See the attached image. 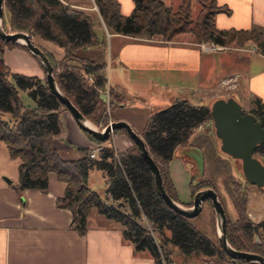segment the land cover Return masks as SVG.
Instances as JSON below:
<instances>
[{"label": "trees", "instance_id": "trees-1", "mask_svg": "<svg viewBox=\"0 0 264 264\" xmlns=\"http://www.w3.org/2000/svg\"><path fill=\"white\" fill-rule=\"evenodd\" d=\"M132 1V10L124 15L118 0H94L96 9L89 11L73 6L69 0H3L2 27L30 35L50 61L59 89L98 127L113 118L118 104L117 94L107 85L106 31L164 41L184 33L196 43L211 41L234 47L253 43L264 55V27H217L216 15L231 13L217 0H195L200 6L195 16L192 0H180L176 7L163 0ZM42 41L58 46L62 55L56 57ZM14 47L29 52L23 44L0 37V141L8 155L19 160L18 179L12 187L20 197L26 188L46 190L48 174L53 172L65 183L63 195L55 203L71 212L70 225L80 235L86 234L88 216L95 210L120 223L123 237L132 242L134 249L149 251L157 263L162 255L174 264L194 263L200 257L226 258L233 264H257L243 258L232 259L220 246L217 236L206 235L190 217L165 203L133 140L129 137L131 144L124 151L114 147L112 136L126 134L123 129H114L103 141L82 129L95 144L79 148L76 157H62L53 140L62 132L60 114L67 109L48 87L44 70L42 76L11 70L3 52ZM20 91H26L30 101L24 102ZM211 102L175 100L158 111L148 112L141 130L137 131L160 170L165 191L186 206L192 204L198 189H215V185L205 176L191 179L189 199L181 201L170 176L169 162L175 148L186 145L200 124H213ZM242 111L252 113L264 128V105L259 98L253 100L251 108ZM95 145L101 147L91 157L89 153ZM263 154L264 142L253 152L262 163ZM92 169L103 171L102 192L88 185ZM245 183L248 182H230L236 219L226 217V239L235 249L264 256V218L256 223L249 218ZM203 203L212 207L210 199Z\"/></svg>", "mask_w": 264, "mask_h": 264}, {"label": "crops", "instance_id": "crops-1", "mask_svg": "<svg viewBox=\"0 0 264 264\" xmlns=\"http://www.w3.org/2000/svg\"><path fill=\"white\" fill-rule=\"evenodd\" d=\"M69 1L86 11L96 9L94 0ZM163 1L173 7L180 2ZM118 2L121 13L129 14L133 1ZM217 2L225 4L231 11L230 14L220 12L216 15L217 27H264V0ZM106 37L107 83L117 94L118 101L111 120L123 119L136 131V120L148 113L142 108L156 98L166 102L173 99L203 104L214 95L233 96L242 108L243 103H247L245 110L251 108L255 98H259L264 105V55L253 43L207 50L191 41L187 34L169 41L108 31ZM42 44L56 57L62 55V50L55 44L44 41ZM89 52L94 54L95 50ZM3 58L13 71L41 76L42 70L43 74L36 58L23 49L5 48ZM229 78L235 88L225 92L227 96L217 94V84ZM200 91L202 93L197 94ZM22 92L26 94V91ZM60 118L63 129L54 138L53 145L62 157H76L80 153L79 148L95 144L68 110H64ZM212 128L211 124H201L192 132L186 145L175 148L169 172L177 191L179 188L188 190L187 183L195 180L199 173L205 176L208 171L210 176V167L214 163L222 161L225 165L224 159L218 158V150L221 149ZM112 142L119 152L130 145V139L124 133L113 135ZM192 149L200 153L198 164L201 169L194 166L197 161L188 155ZM173 161L176 164L173 165ZM18 162L17 158L8 155L4 143L0 141V264H158L149 251L134 249L132 242L123 237L120 223L95 210L88 216L85 235L72 228L71 212L55 203L56 198L63 195L65 183L53 172L48 174L46 190L26 188L20 197L12 187L18 179ZM92 170L88 185L94 188L89 184L92 172L100 179L102 186L99 188L102 191L105 188L103 171ZM186 177L187 183L183 179ZM231 180L234 179L230 178L228 182ZM107 199L110 200V197L107 196ZM187 200L186 196L182 201Z\"/></svg>", "mask_w": 264, "mask_h": 264}, {"label": "water", "instance_id": "water-1", "mask_svg": "<svg viewBox=\"0 0 264 264\" xmlns=\"http://www.w3.org/2000/svg\"><path fill=\"white\" fill-rule=\"evenodd\" d=\"M3 0H0V37L7 41L23 44L29 53L36 58L45 72V78L50 90L65 105L76 123L81 129L88 131L95 138L105 140L114 129H123L128 137L136 144L141 155L147 162L152 174L157 192L165 203L175 211L193 217L202 209V203L210 199L215 213L217 226V239L220 246L232 257L243 258L246 261L264 264V256L252 251H243L233 248L227 241L226 215L224 207L218 198L217 192L212 187L198 189L194 195L192 204L186 206L172 199L164 189L160 170L149 153L141 135L123 119H115L99 129L93 122L84 116L70 99L59 89L53 76V67L42 49L36 45L30 35L24 31H6L2 27ZM210 115L213 123L215 136L219 140L221 151L231 158L239 159L244 180L258 187L264 186V164L253 155L257 145L264 142V128L255 116L242 111L241 103L233 96L216 97L210 104ZM90 124H89V123ZM8 180V179H7Z\"/></svg>", "mask_w": 264, "mask_h": 264}, {"label": "rangeland", "instance_id": "rangeland-1", "mask_svg": "<svg viewBox=\"0 0 264 264\" xmlns=\"http://www.w3.org/2000/svg\"><path fill=\"white\" fill-rule=\"evenodd\" d=\"M192 4H193L192 15L195 16L197 14L200 6L197 3V1H195V0H192ZM94 8H95V6H94ZM8 29H9V27H8ZM106 34H107V31H106ZM179 35L183 36L186 34L183 33V34H179ZM178 36H176V38ZM200 43H202V42H199L197 44H199V46H200ZM205 43H209V42H205ZM222 46H224V45H222ZM227 47H232V46H227ZM207 50H210V49H207ZM40 68H42V67L40 66ZM41 76H42V70H41ZM234 88H235V84L233 82L227 83L226 80H223L219 84H217L216 91H217V94H222V95L224 94V96L225 95L227 96V93H225V92H228V91L231 92ZM200 93H202V91H200L197 94H200ZM19 95L21 96V98L24 102L30 101L29 97L24 92L20 91ZM234 95H235V93H234ZM215 96H217V95L212 96L210 100L215 98ZM155 100H152V103L150 102V103H148L149 105H146L145 107H143L142 111H144V112L158 111V110L170 105L174 101L173 99H171V101L166 102V101H163L164 99H160V98H156ZM209 101H208V103H209ZM202 102H205V100H203ZM192 103H199V102L192 101ZM247 106H248L247 103H243L244 109ZM7 115L8 114H5V116H7ZM144 120H145L144 116L136 120L135 126L138 129V131L141 130V128L144 124ZM206 124H208V123H206ZM211 125L213 127V124H211ZM104 126H101L98 128L102 129ZM130 144H131V141H130ZM218 154H219L218 158L224 159V162H226L225 165L223 164L222 161H218V162L214 163L210 167L212 169L211 175L208 176L209 172L206 171L207 176L205 175V177H208L213 181V183L217 189V190L215 189L216 192L218 191L220 193L222 199L220 198L218 193H217V195H218V198L224 207L226 217L234 220V219H236V212H235V209H234L233 203H232L234 193H233L232 186L230 185L228 180H230V178H233L234 180H240L241 182H244V177H243V174L241 171V162L239 160L234 159V158H230L228 155L222 153L219 150H218ZM188 155H189V157L191 156L190 158L193 159V161H197L194 166H196L197 169H201V166L198 164V161L200 160V153L196 149H192L190 152H188ZM174 160H178V159H174ZM174 164H176L175 161H173V165ZM170 165L171 164H169V166ZM203 176L204 175H201L199 173L195 180H198V179L202 178ZM183 179H184L185 183H187V180H188L187 177L183 178ZM89 184L92 185L95 188V190H97V191L99 190V192H102V191H100V188H99L100 186H102V183H101L100 179L98 178V176L95 175L94 173L92 174V172L90 174ZM187 184H188V190L185 188H183V189L179 188L180 190L177 191L179 200H181V201L184 198H186V196H187V199H189V195H190L189 183H187ZM244 186H245V189H246V192L248 195V205H247L248 216L251 219V221L256 223V222H258L264 218V186L259 188L255 184H249V183H245ZM101 194H102V197L105 198L104 194L103 193H101ZM192 200H193V198H192ZM108 219H112V218H108ZM191 221L193 222V224L197 228H199L201 231H203L206 235L211 236V237L217 236V226H216V220H215V213H214L213 208L210 207L207 203L202 204L201 211L198 214H196L195 216L191 217ZM187 264H233V263L226 258L200 257L199 259H195L194 263H192L191 261H188Z\"/></svg>", "mask_w": 264, "mask_h": 264}, {"label": "built area", "instance_id": "built-area-1", "mask_svg": "<svg viewBox=\"0 0 264 264\" xmlns=\"http://www.w3.org/2000/svg\"><path fill=\"white\" fill-rule=\"evenodd\" d=\"M95 8H96V6H95ZM200 46H201L202 48H204V49H210V50L221 49V48L224 47V46H222V45H218V44H216V43H214V42H211V41H210L209 43L202 42V43H200ZM226 82H227V83H228V82H231V79H230V78L227 79ZM107 85H108V83H107ZM106 91H107V90H106ZM110 121H111V119H110L108 122H110ZM198 127H201V124H200ZM100 147H101V145H95V146L92 148V150H91V152L89 153V155H90L91 157H94L95 154H96V152L100 149ZM158 264H174V263L167 261V260L161 255Z\"/></svg>", "mask_w": 264, "mask_h": 264}, {"label": "bare ground", "instance_id": "bare-ground-1", "mask_svg": "<svg viewBox=\"0 0 264 264\" xmlns=\"http://www.w3.org/2000/svg\"><path fill=\"white\" fill-rule=\"evenodd\" d=\"M89 123V122H88ZM90 124V123H89Z\"/></svg>", "mask_w": 264, "mask_h": 264}]
</instances>
